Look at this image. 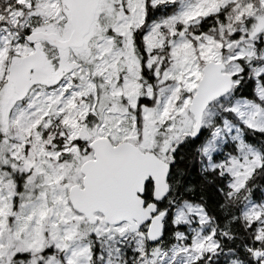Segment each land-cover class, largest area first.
Returning a JSON list of instances; mask_svg holds the SVG:
<instances>
[{"label":"snow or ice","instance_id":"6c2138e0","mask_svg":"<svg viewBox=\"0 0 264 264\" xmlns=\"http://www.w3.org/2000/svg\"><path fill=\"white\" fill-rule=\"evenodd\" d=\"M0 264H264V0H0Z\"/></svg>","mask_w":264,"mask_h":264}]
</instances>
